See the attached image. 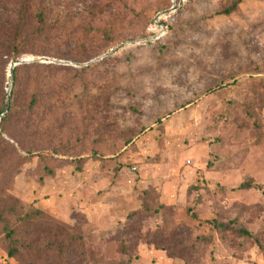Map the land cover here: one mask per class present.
<instances>
[{"label": "rangeland", "instance_id": "rangeland-1", "mask_svg": "<svg viewBox=\"0 0 264 264\" xmlns=\"http://www.w3.org/2000/svg\"><path fill=\"white\" fill-rule=\"evenodd\" d=\"M34 5L59 50L42 36L26 57L72 65L40 86L55 107L35 155L0 147L6 222L20 224L13 199L44 212L17 258L0 226V264H264V0H190L154 45L141 40L167 0Z\"/></svg>", "mask_w": 264, "mask_h": 264}, {"label": "trees", "instance_id": "trees-1", "mask_svg": "<svg viewBox=\"0 0 264 264\" xmlns=\"http://www.w3.org/2000/svg\"><path fill=\"white\" fill-rule=\"evenodd\" d=\"M8 0H0V5L7 3ZM41 4L43 0H40ZM34 0H18L14 9H6L8 15L0 14V115L4 110L7 100V77L6 70L12 60H18L26 57L28 54L36 55L35 52L28 50L30 46L39 42V37L44 36L43 42L59 50L54 44V40L50 37L52 25H48L44 8L40 6H32ZM190 2V0H189ZM171 0H167V6L164 10L171 7ZM237 7V2L233 4L231 10H226L225 14H230ZM33 8L37 26L40 31L37 39L30 38L25 32L30 25L28 14ZM183 7L178 11V13ZM157 13V12H156ZM146 35V34H145ZM34 37V36H33ZM44 55V54H43ZM63 67H56L52 64L29 63L17 66L14 69L13 85L10 92L11 101L7 115L0 123V147L4 151L14 148L17 144L21 149H25L29 156L35 155L32 150V143L36 140L40 131L46 122L45 118L55 107V99L51 92H41L40 86L46 79H51L54 74L62 70ZM3 135L13 141L10 144L3 139ZM239 189H258L251 181L243 183ZM16 206L13 208L10 219L17 223L11 225L6 222L5 215L0 210V226L3 225L6 231V238L9 241L8 256L10 258L19 257L18 242L16 240L18 229L22 227L23 221L29 222L37 217L43 216L40 210L28 211L23 217L20 216L19 201L13 199ZM11 211V212H12ZM10 213V212H9ZM213 227L220 231H226L230 227L228 224H222L215 221ZM242 235H249L247 232H241Z\"/></svg>", "mask_w": 264, "mask_h": 264}, {"label": "built area", "instance_id": "built-area-1", "mask_svg": "<svg viewBox=\"0 0 264 264\" xmlns=\"http://www.w3.org/2000/svg\"><path fill=\"white\" fill-rule=\"evenodd\" d=\"M189 0H171L170 12L159 18V24L156 25L154 21L148 26L146 35L141 42L144 44H152L162 41L169 33L170 25L167 24L169 19L174 18L178 11L187 4Z\"/></svg>", "mask_w": 264, "mask_h": 264}, {"label": "water", "instance_id": "water-1", "mask_svg": "<svg viewBox=\"0 0 264 264\" xmlns=\"http://www.w3.org/2000/svg\"><path fill=\"white\" fill-rule=\"evenodd\" d=\"M169 12H170V10H166V11H163V12H160V13L156 14L155 17H154V23L156 25H158L159 24V18L161 16H163V15L168 14ZM105 56H103V57H105ZM103 57L98 58V59H96L94 61H91L90 63H93L95 61L101 60ZM36 61H39L41 63H49V64L54 63V64H57V65H72L69 62H59V61L50 60V59H47V58L34 60L31 57H24V58H21V59H18V60H12L10 62V64H9V69H8V71H9V81H8V89H7V100H6V104H5L4 110L2 111V113L0 115V123L3 121V119L5 118V116L7 115L8 111H9L10 101H11L10 92H11L12 85H13L14 69L17 66H21L23 64L33 63V62H36ZM90 63H88L86 65H89Z\"/></svg>", "mask_w": 264, "mask_h": 264}]
</instances>
